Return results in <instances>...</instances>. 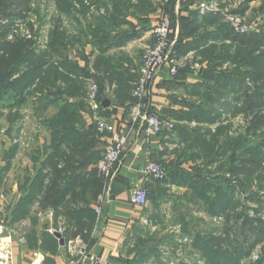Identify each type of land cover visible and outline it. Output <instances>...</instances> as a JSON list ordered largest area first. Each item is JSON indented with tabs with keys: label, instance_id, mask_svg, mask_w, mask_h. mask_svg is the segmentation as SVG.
<instances>
[{
	"label": "trees",
	"instance_id": "16d2710c",
	"mask_svg": "<svg viewBox=\"0 0 264 264\" xmlns=\"http://www.w3.org/2000/svg\"><path fill=\"white\" fill-rule=\"evenodd\" d=\"M34 1L0 0V109L7 108L4 118L14 125L23 117V106L32 100L49 132L44 147L31 151L35 173L20 179L23 197L13 219L33 213L35 221L39 213L52 210L53 226L64 227L65 243L79 237L92 247L98 217L95 205L109 181L99 168L103 134L96 123L86 130L78 127L86 107L85 86L89 78H96L99 100L109 89L113 101L129 113L136 102L133 82L141 60L135 64L121 48L143 30L127 15L131 8L146 9L153 0H111L110 6L102 0L89 4L53 0L57 13L44 47L20 36L8 40L11 25L33 10ZM217 1L221 10L226 9V0ZM252 1L244 0L231 12L245 16L250 9L253 15L264 14V0L251 9ZM174 2L170 1V7ZM101 6L104 13L99 12ZM62 16L77 21V33L62 27ZM178 17L172 22L173 28L178 25L176 58L180 62L192 57L185 67L177 66L175 76L198 64L201 81L184 85V105L169 111L176 121L169 133L175 157L166 178L153 180L149 196L156 201L166 183L186 188L203 205L209 222L197 228L182 215L178 222L181 234L191 237L190 246L204 264H264V21L257 29L238 33L218 11L201 14L189 8L188 15ZM4 19L6 24L1 22ZM87 42L97 51L91 68L80 66L69 55L72 48ZM238 119L244 126L235 123ZM184 156L193 165L182 167ZM161 217L155 208L149 211L153 224L162 223ZM45 234L51 240L50 250L56 252L58 240ZM150 235L138 227L130 251L134 257L121 264H167L159 245L166 240L174 247L180 243L174 235L155 240ZM39 246L46 248L44 243ZM176 264L190 262L179 259Z\"/></svg>",
	"mask_w": 264,
	"mask_h": 264
},
{
	"label": "crops",
	"instance_id": "0c3cea01",
	"mask_svg": "<svg viewBox=\"0 0 264 264\" xmlns=\"http://www.w3.org/2000/svg\"><path fill=\"white\" fill-rule=\"evenodd\" d=\"M102 1L107 2L108 6L111 5V0ZM156 1L158 0H153L155 9L153 11L139 8H131L128 11L127 20L133 23L137 29L143 30L138 38L131 40L126 46L121 48L127 53V57L133 58L135 64L140 63L141 55L152 39L153 28L161 19L162 10ZM204 1L206 0H197L195 2L200 4ZM226 1V8L232 11L237 9L244 0ZM259 5L260 0H254L250 3L251 9ZM190 9L199 8L197 5H191ZM183 14L188 15V11ZM124 27L126 28V26ZM174 32L176 36L178 34V25L174 28ZM69 55L80 66L85 67L88 65V68H91L96 60L97 51L91 43L87 42L72 48ZM191 57L180 59L179 64H181L179 66L185 67ZM199 69L200 65L196 64L192 69L180 76L172 75L167 67L159 70L152 86V102L157 111L166 117L165 120L175 121L169 115V111L182 108L178 101L183 97H187L184 85H193L201 81ZM69 100L75 101L73 98H69ZM81 115L82 120L78 123V127L83 130L93 126L96 123V117H101L110 124L115 125L117 132L120 134L125 133L127 130L130 131V116L126 112L125 106L113 101V94L109 89L105 91L101 101L99 100L96 109L87 106L81 110ZM2 120H4L3 116L0 118V121ZM19 122L20 120L11 125V133H13L15 127L19 126H17ZM35 127H39L38 123H35ZM45 131L47 133L44 132V138L39 139L35 148H43L47 142L49 132L47 129ZM168 132L165 130L160 135H147L141 125L132 130V135L130 134L131 137L124 153L121 155L116 171L103 192L104 200L101 205V213L97 217L93 230L95 243L92 247H89V250L92 254L105 257L108 264H121L126 258L131 259L134 257V253L130 252L133 237L138 227H146L144 223L147 222L149 211L152 213L153 207L150 204L143 207L132 203L130 199L131 190L141 183L150 184L149 190H152L153 181L147 179L140 171L145 162L154 160L168 165L175 157L173 152L175 146L170 142L171 137ZM102 134L101 139L105 144L113 135V133L108 132H103ZM4 142L6 149L0 159V211L8 220L9 229L12 230L11 247L13 258L10 264H94L89 258L80 259L78 262L79 256L69 250V242L60 245L59 239L55 234L48 231V228L54 224V218L50 210L39 213L35 221L33 220V213L28 216H16L13 219L14 210L23 197V193L19 189L20 179L27 173L34 175L35 166L31 153H27V155L23 156L25 161L22 168L15 169L17 167L15 162L19 150L18 146L12 142L10 143V141ZM10 175L12 176V186L8 188V191H5L2 187L5 179ZM34 209L36 208L34 207ZM31 232L32 237L28 239ZM45 233L54 235L58 240L56 252L50 250L49 246H52L51 240L45 238L47 235ZM41 243H44L46 248L40 247ZM32 245H37V247H32Z\"/></svg>",
	"mask_w": 264,
	"mask_h": 264
},
{
	"label": "rangeland",
	"instance_id": "374dc122",
	"mask_svg": "<svg viewBox=\"0 0 264 264\" xmlns=\"http://www.w3.org/2000/svg\"><path fill=\"white\" fill-rule=\"evenodd\" d=\"M170 1L171 0H166V1L158 0L156 1V3H158L157 5H159V8L161 7V10H162L161 18L164 17L165 15L170 17V27L172 30L170 34V39L174 42V45H175L176 36H175L174 28L172 26L173 17L175 16V18H177L180 15H184L183 13L187 12L191 5L198 6V3L195 2L197 0L195 1L194 0H191V1L190 0H174L175 2L172 8L170 7ZM89 2L90 0H87V4H89ZM153 6H154V3L152 1L151 5H149L146 8L147 11L155 10ZM32 7H33V10L27 11L24 17L15 19L14 24L11 25V31L8 35V40H13L17 36L23 37L21 33L20 35L15 33V28L18 24L24 23L26 28H28L29 30H33V33H32V38H26V37H23V38L34 39L37 41V43L41 47H44L48 41L49 30L52 27V23L50 22V20L57 13L55 4L53 0H35ZM93 8L94 7L92 6V9ZM99 12L104 13L105 8L103 6L99 7ZM241 17L244 18L245 24H247L248 26L255 27V29L258 28L259 23L264 21V14L253 15L251 11H248L245 16H241ZM62 20H63L62 27L66 28L68 32L70 33L78 32V23L73 17L62 16ZM1 22L2 24H6L7 19L2 20ZM152 42H153V34H152V39L149 42V44L146 46V48ZM174 50L176 49L174 48ZM143 54L144 52L142 53V55ZM141 59L142 58H140V60ZM140 67H139V72H140ZM156 77H157V74L155 75L153 80L150 82L148 94L142 101L143 105L144 106L146 105L148 107V110L150 111H157V109L155 108L152 102V86H153V83ZM93 82L98 85L97 79L94 77L89 78V80L86 82V86H85L86 95L84 97L86 107L90 106V103L92 102V99L90 96L91 95L90 84ZM185 98L187 97H183L182 99L178 101V103L182 105L183 100ZM94 101H96L97 104L99 102V85H98V93ZM138 102H139V99L136 97V102L133 104V106L131 107L128 113L130 116V131L127 130L129 132V138L132 135L131 134L132 130L140 127V125L142 126V124L139 121V118L138 119L134 118L135 108ZM36 106H37L36 104L32 103V100H30L26 105L23 106V109H22L23 117L20 119L19 124H17V126L18 125L19 126L13 129V133H11V125H8L9 122L6 120V118L0 121V159L6 149L4 147L6 145L4 141H7V142L10 141L11 143L13 141L11 136L12 135L14 136V134L15 135L21 134L23 136V139H20V142H19L20 145L16 144L19 150L17 153L16 162H15L17 167H15V169L22 168V166L24 165V161H25L23 156L27 155V153L30 154L31 151L35 149V146L37 142H39V139L44 138V132L47 133V131H45V129H47L45 123H42L41 122L42 119L38 117L39 115H42V112L41 110H37ZM50 110L52 111L53 108H50ZM6 112H7V108L0 109V113H2L3 117L6 116ZM141 112L143 113V110H141ZM157 113L160 115L162 119L165 120L166 117L162 113L160 114L158 111ZM174 122L176 124V121ZM35 123L36 124L38 123L39 127H35ZM235 123L244 126V123L241 119L236 120ZM16 128L17 130H15ZM245 129L246 128L244 127V130ZM160 134L161 133L157 135H160ZM189 160H190L189 156H184L183 162L181 163L182 167H189L190 165H193L192 161H189ZM117 163H119V161ZM164 165L163 166L165 167L167 173H169L170 171L169 166L166 164ZM11 177L12 176L10 175V176H7V178L5 179L4 186L2 187L5 191H8L9 190L8 188L9 187L11 188L12 186ZM162 186H163L162 187L163 193L159 195L160 197H158L156 201L155 200L152 201V198H150L151 196H149V199H148V205L150 204L153 207V209L155 208L157 211L161 213L162 223L159 222L160 224L155 225L152 223V221L149 218H147V222L144 223L146 225L144 229H147L149 231V233L151 234L150 236L154 240L159 239L160 237H166L167 239H170L169 236L174 235L176 238V241L180 243V246L174 247L173 244H170L168 240H166L164 243L159 245V248H161L163 257L165 258L167 264H176L179 259H184L186 261H189L190 264H204L199 254L196 253L195 250H193L192 247L190 246L191 237L183 236L181 234L182 224L178 222L179 215H182L186 219L189 225L196 226L197 228L202 226L203 221L209 222L210 221L209 218L203 212V205L200 202L194 201L191 198L186 188L178 187V186H170V185H167L166 183L162 184ZM142 235H145V233H142ZM147 264H155V263L151 261Z\"/></svg>",
	"mask_w": 264,
	"mask_h": 264
},
{
	"label": "built area",
	"instance_id": "2783aa9c",
	"mask_svg": "<svg viewBox=\"0 0 264 264\" xmlns=\"http://www.w3.org/2000/svg\"><path fill=\"white\" fill-rule=\"evenodd\" d=\"M87 3V0H84ZM78 6V4H77ZM198 8L201 13L208 12H221L223 20L227 22L236 32L246 33L255 27L245 24V20L239 14L232 13L229 9L220 8V4L217 0H206L203 3L198 4ZM35 31V30H34ZM170 17L164 16L160 19L159 23L153 30V42L146 48L141 59V67L138 77L133 82L134 90L133 95L139 99V102L135 108L134 118L138 119L142 124L143 130L147 135H157L163 131H173L175 127L174 121L164 120L160 117L157 111H150L148 107L143 105L142 101L147 96L150 82L155 75L163 67H167L172 75L177 72V66L179 61L176 58V50H174V42L170 39L171 34ZM15 33H20L23 37L32 38L33 30L26 28L24 23L18 24L15 28ZM12 37V36H11ZM90 93L92 102L90 107L92 109L97 108L95 97L98 93V85L96 83L90 84ZM143 110V113L141 112ZM97 129L99 132L113 133L110 140L105 144L103 150V158L99 162V168L106 177V183L110 181L116 171V164L121 159V155L124 153L127 143L129 141V132L118 133L116 126L110 124L101 117H96ZM7 131V130H6ZM2 133V132H1ZM21 135V134H20ZM12 135V143L20 145V139H23L21 135ZM18 136V137H17ZM141 173L149 180L160 181L166 178L167 171L165 167L154 160L145 162L140 168ZM108 185V184H107ZM149 197V188L146 183H141L131 190V202L139 206H147ZM104 200V194L100 195L99 202L96 205V211L98 215L101 213V205ZM53 215V211L50 210ZM9 222L0 211V264H10L13 258V252L11 247L12 230L9 229ZM50 233H63L64 227L50 226L48 228ZM69 250L79 256L80 259L89 258L94 264H108L107 259L101 255L92 254L89 250V244L83 241L81 238L71 240L69 242Z\"/></svg>",
	"mask_w": 264,
	"mask_h": 264
},
{
	"label": "water",
	"instance_id": "95a60500",
	"mask_svg": "<svg viewBox=\"0 0 264 264\" xmlns=\"http://www.w3.org/2000/svg\"><path fill=\"white\" fill-rule=\"evenodd\" d=\"M54 234L59 239L60 245H64L65 244V239H64L63 235L61 233H58V232H55Z\"/></svg>",
	"mask_w": 264,
	"mask_h": 264
}]
</instances>
